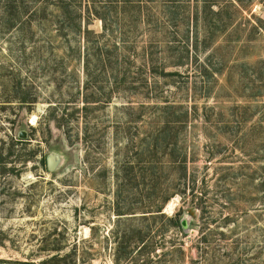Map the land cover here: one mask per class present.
<instances>
[{
  "label": "rangeland",
  "instance_id": "1",
  "mask_svg": "<svg viewBox=\"0 0 264 264\" xmlns=\"http://www.w3.org/2000/svg\"><path fill=\"white\" fill-rule=\"evenodd\" d=\"M0 264H264V0H0Z\"/></svg>",
  "mask_w": 264,
  "mask_h": 264
},
{
  "label": "water",
  "instance_id": "2",
  "mask_svg": "<svg viewBox=\"0 0 264 264\" xmlns=\"http://www.w3.org/2000/svg\"><path fill=\"white\" fill-rule=\"evenodd\" d=\"M19 137L21 138H25V133L24 132H20L19 133ZM60 162V156L57 154H49L46 157V168L49 172H53L57 166L59 165ZM181 226L183 227V230H185L187 228V224H188V219L187 218H182L181 219Z\"/></svg>",
  "mask_w": 264,
  "mask_h": 264
},
{
  "label": "bare ground",
  "instance_id": "3",
  "mask_svg": "<svg viewBox=\"0 0 264 264\" xmlns=\"http://www.w3.org/2000/svg\"><path fill=\"white\" fill-rule=\"evenodd\" d=\"M32 122H30V123H34V119H32L31 120ZM175 201L174 200H170L168 203H167V205H166V211L168 210V212H169V210L170 211H172L173 209H174V207H175ZM165 211V212H166ZM168 214V213H167ZM89 232V229L88 228H85V233L87 234Z\"/></svg>",
  "mask_w": 264,
  "mask_h": 264
},
{
  "label": "trees",
  "instance_id": "4",
  "mask_svg": "<svg viewBox=\"0 0 264 264\" xmlns=\"http://www.w3.org/2000/svg\"><path fill=\"white\" fill-rule=\"evenodd\" d=\"M157 211H158V212H160V211H161V209H159V208H158V210H157ZM147 212H148V211H147ZM160 215H162V216H163V213H160ZM176 224H177V225H180V223H179V222H177Z\"/></svg>",
  "mask_w": 264,
  "mask_h": 264
}]
</instances>
